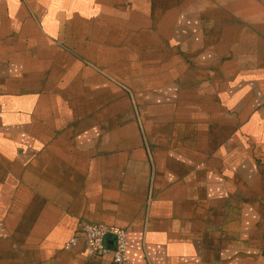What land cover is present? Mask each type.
I'll return each mask as SVG.
<instances>
[{
  "label": "crops",
  "instance_id": "1",
  "mask_svg": "<svg viewBox=\"0 0 264 264\" xmlns=\"http://www.w3.org/2000/svg\"><path fill=\"white\" fill-rule=\"evenodd\" d=\"M91 224L264 264V0H0V264H111Z\"/></svg>",
  "mask_w": 264,
  "mask_h": 264
},
{
  "label": "built area",
  "instance_id": "2",
  "mask_svg": "<svg viewBox=\"0 0 264 264\" xmlns=\"http://www.w3.org/2000/svg\"><path fill=\"white\" fill-rule=\"evenodd\" d=\"M84 243L87 259L110 257L111 264H129L126 258V231L102 224L84 225L77 234ZM76 237L69 240L73 245ZM110 241V245L107 242Z\"/></svg>",
  "mask_w": 264,
  "mask_h": 264
}]
</instances>
